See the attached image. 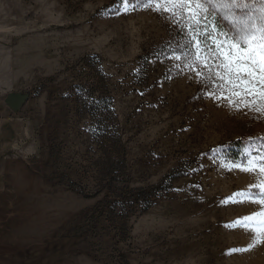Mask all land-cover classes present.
Listing matches in <instances>:
<instances>
[{"label": "rangeland", "instance_id": "obj_1", "mask_svg": "<svg viewBox=\"0 0 264 264\" xmlns=\"http://www.w3.org/2000/svg\"><path fill=\"white\" fill-rule=\"evenodd\" d=\"M180 39L121 0H0V264H264L237 222L261 206L229 199L259 173L220 163L264 138V115L155 54ZM101 211L97 236L75 235Z\"/></svg>", "mask_w": 264, "mask_h": 264}, {"label": "snow or ice", "instance_id": "obj_2", "mask_svg": "<svg viewBox=\"0 0 264 264\" xmlns=\"http://www.w3.org/2000/svg\"><path fill=\"white\" fill-rule=\"evenodd\" d=\"M121 4L125 12L142 6L166 13L181 39L155 54L183 59L186 67L201 69L197 76L212 85L206 95L223 98L231 111L264 115V0H121ZM220 163L229 171L259 173L255 185L229 198L261 206L237 221L253 233L248 248L242 249L247 251L264 242V138L246 139L238 160L225 155Z\"/></svg>", "mask_w": 264, "mask_h": 264}, {"label": "trees", "instance_id": "obj_3", "mask_svg": "<svg viewBox=\"0 0 264 264\" xmlns=\"http://www.w3.org/2000/svg\"><path fill=\"white\" fill-rule=\"evenodd\" d=\"M241 143L238 141L237 145H240ZM146 188H142V187H138L135 192L136 194L134 195L135 200L130 202V205L132 207H135L134 203H137L136 207H138L141 210H145L147 208H149V205L152 202V196L155 194H147L146 192ZM124 203H127L125 201H123L122 203L119 202L117 203L115 206H125ZM108 215H104L101 212H99V214L94 215H87L83 221V223L81 224L80 230L79 232H77V236L82 237V235H84L83 237H86L87 235H85L84 233H88L91 236H97L99 234V230L101 228H104L106 224H108V221H110L107 217ZM117 230L119 231V233L122 232L121 228H117Z\"/></svg>", "mask_w": 264, "mask_h": 264}, {"label": "water", "instance_id": "obj_4", "mask_svg": "<svg viewBox=\"0 0 264 264\" xmlns=\"http://www.w3.org/2000/svg\"><path fill=\"white\" fill-rule=\"evenodd\" d=\"M20 101L17 100H7V105L12 108V110H17L19 107Z\"/></svg>", "mask_w": 264, "mask_h": 264}]
</instances>
